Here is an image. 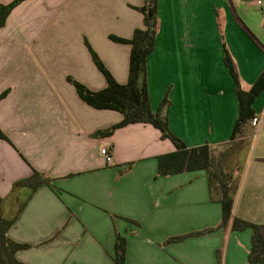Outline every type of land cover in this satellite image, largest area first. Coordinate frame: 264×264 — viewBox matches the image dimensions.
<instances>
[{
  "label": "crops",
  "instance_id": "0c3cea01",
  "mask_svg": "<svg viewBox=\"0 0 264 264\" xmlns=\"http://www.w3.org/2000/svg\"><path fill=\"white\" fill-rule=\"evenodd\" d=\"M143 2L23 0L0 27V129L8 138L0 139V211L16 214L8 236L30 245L16 252L23 264H115L116 234L126 239L124 264H249L250 229L220 227L166 242L219 224L218 187L210 195L204 169L159 175L157 156L175 147L150 123L94 137L123 115L86 104L67 79L92 91L106 85L87 41L114 80L127 81L130 45L109 35L130 38L143 28V15L132 8ZM224 49L249 90L264 70V11L255 0H158L146 59L151 110L167 94L161 114L170 131L188 148L209 145L212 154L242 141L249 128L231 139L238 100ZM251 108L262 127L264 87ZM33 170L52 186L27 198L29 189L14 183ZM228 174L233 216L264 223V146L237 185Z\"/></svg>",
  "mask_w": 264,
  "mask_h": 264
},
{
  "label": "trees",
  "instance_id": "16d2710c",
  "mask_svg": "<svg viewBox=\"0 0 264 264\" xmlns=\"http://www.w3.org/2000/svg\"><path fill=\"white\" fill-rule=\"evenodd\" d=\"M21 1L23 0H12L10 3L0 4V27L5 24L10 10ZM132 8L137 9L143 15L144 27L135 28L130 38L109 35V38L115 42L130 45L127 81L123 84L116 82L87 41H85V45L96 67L105 77L106 85L100 90L92 91L70 77L67 78L74 85L78 97L86 104L98 109L116 110L123 115L120 122L99 129L92 135L94 137H106L111 135L115 129L131 123L152 124L160 131L161 137L169 139L175 147L174 151L157 156V173L168 176L183 171L204 169L207 175L210 195L214 185L218 187L220 193L221 219L216 227L170 237L166 242L181 241L188 236L202 235L220 227L226 228L229 226L232 231L250 229V248L247 253L248 263L264 264V223H254L233 216V198L230 193L231 176L228 173L224 174L220 168L223 152L221 153L222 156L215 159L212 154V148L209 145L204 144L188 148L170 131L165 115L161 114V111L169 105L167 94L160 102L157 111L153 112L151 110L146 80V59L154 48V40L158 31V0H144L141 6H133ZM224 52V63L228 66L234 79V92L238 100V114L231 134V139H234L241 134L247 123L249 125V119L254 115L251 103L264 87V70L252 87L249 90H245L240 85L238 75L226 49H224ZM5 94L6 91L2 92L0 98ZM0 139L8 140L1 129ZM41 185L52 186V178L42 172L33 170L28 177L17 180L14 183V188H28V198ZM25 202L26 200L22 203V206ZM1 203L2 198L0 197V206ZM15 217L16 214L11 217L3 216L0 211V264H23L16 258V252L30 247L29 244L18 243L8 236L7 231ZM114 248L115 264H124L125 237L116 234Z\"/></svg>",
  "mask_w": 264,
  "mask_h": 264
},
{
  "label": "rangeland",
  "instance_id": "374dc122",
  "mask_svg": "<svg viewBox=\"0 0 264 264\" xmlns=\"http://www.w3.org/2000/svg\"><path fill=\"white\" fill-rule=\"evenodd\" d=\"M134 10L139 12L137 9ZM243 134H246V137L242 141L222 145L213 152L214 158L217 159L222 156L221 153L227 148V152L225 151L226 154L221 160L220 168L224 174L229 172L233 174V185H237L240 181L245 165L248 162L254 163L256 157L259 156V150L264 146V123L260 129L249 126Z\"/></svg>",
  "mask_w": 264,
  "mask_h": 264
},
{
  "label": "built area",
  "instance_id": "2783aa9c",
  "mask_svg": "<svg viewBox=\"0 0 264 264\" xmlns=\"http://www.w3.org/2000/svg\"><path fill=\"white\" fill-rule=\"evenodd\" d=\"M255 3L259 8H261L264 11V7L262 6L261 0H255ZM262 120L263 119H260L259 116L253 115L249 119V126L252 128L258 127L260 129L261 124H262ZM100 154L105 158L106 162L110 163L112 161V155H111V152H110V149L108 148V146L101 147L100 148Z\"/></svg>",
  "mask_w": 264,
  "mask_h": 264
}]
</instances>
